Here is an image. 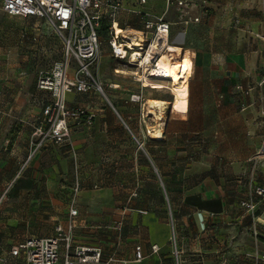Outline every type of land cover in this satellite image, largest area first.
Instances as JSON below:
<instances>
[{
    "label": "crops",
    "instance_id": "1",
    "mask_svg": "<svg viewBox=\"0 0 264 264\" xmlns=\"http://www.w3.org/2000/svg\"><path fill=\"white\" fill-rule=\"evenodd\" d=\"M181 1L191 18H200L181 27L183 52L168 45L175 56L162 54L176 59L184 53L177 71L181 62L190 65L189 87L169 83L172 110L181 115L169 114L163 99H146L141 86L134 93L148 105L130 102L129 95L124 102L115 95L103 102L92 93H72L67 105L93 113L92 125L73 128L70 144L48 145L27 163L33 128L51 96L10 60L23 66L45 56L51 42L61 47L43 20L2 12L7 22L0 28V264H22L9 255L11 248L31 237H52L57 225L66 228L72 207L73 245L100 249L99 264L110 257L115 261L108 264H171L172 237L179 243L199 240L196 264H245L254 256L258 248L250 233L264 237V198L254 197V219L242 204L255 188H264V86H258L260 50L254 47L258 38L264 44V0ZM121 4L139 12L130 13L142 25L136 32L141 35L155 18L162 17L170 30L175 23V2ZM237 85L247 94L236 92ZM131 105L138 107V117L129 114ZM156 131L159 137L152 135ZM225 243L231 260L220 249ZM138 249L143 258L136 262Z\"/></svg>",
    "mask_w": 264,
    "mask_h": 264
},
{
    "label": "built area",
    "instance_id": "2",
    "mask_svg": "<svg viewBox=\"0 0 264 264\" xmlns=\"http://www.w3.org/2000/svg\"><path fill=\"white\" fill-rule=\"evenodd\" d=\"M137 5H145L146 0H134ZM167 4L175 2L179 9L188 6L181 0H166ZM2 12L9 17L36 18L43 20L62 44V56L59 61L53 63L48 72H40L36 78V87L39 90L49 92L51 100L47 102L42 110V121L33 128L30 137V148L26 163L38 152L48 145L61 146L70 144V136L73 128L90 127L95 115L86 113L83 109L73 108L67 105L66 98L72 93H88L93 85L102 92L89 73V69L97 62L100 56L101 41L98 36V28L102 19L109 20L107 44L111 56L118 61H125L129 66L135 67L137 72L132 73L134 81L140 83L141 89L145 88L146 72L147 78L156 79L151 76L154 55L158 48L167 47L170 32V24L162 17L155 18L153 23L145 25V33L142 38L145 41V49L136 47L145 56L150 55L146 62L144 58L134 59L133 48H131L121 34H117L116 26L120 27L116 19L117 10H126L121 0H3ZM138 13L135 10H127ZM182 25L190 22H198V19H190L182 15ZM237 22V21H236ZM121 28V27H120ZM155 44V45H154ZM75 66L72 73L71 67ZM139 72H142L140 76ZM137 76H139L137 78ZM143 81V82H142ZM258 86H264V64L261 66V77ZM235 91L247 94L240 85L235 86ZM141 92V90H140ZM129 101L141 104L143 97L141 93L129 95ZM138 147L142 145L137 143ZM79 189L77 180L73 188L72 205ZM256 198H264V188L254 189L248 201L242 207L252 219L255 218L257 208ZM70 219L66 228L57 225L52 237H31L14 246L9 255L20 259L22 264H99L102 252L98 248H89L73 245V218L77 214L75 208L70 210ZM143 214V213H142ZM153 253L158 252L156 246H152ZM173 256L177 259L178 252L174 250ZM139 249L135 253L136 262L142 260ZM259 264H264V254L258 258ZM1 262L3 260H0ZM115 261L108 258L106 264Z\"/></svg>",
    "mask_w": 264,
    "mask_h": 264
},
{
    "label": "rangeland",
    "instance_id": "3",
    "mask_svg": "<svg viewBox=\"0 0 264 264\" xmlns=\"http://www.w3.org/2000/svg\"><path fill=\"white\" fill-rule=\"evenodd\" d=\"M3 0H0V8H1V4H2ZM183 11H185V16L190 19L191 16L189 15V13H187L186 9H183ZM182 12V9H179L178 6L174 5V9H173V13L176 16V19L174 20L175 23L171 26V30L169 32V38H168V42L167 45H171V46H175V47H179L181 52H183V47L181 44V40L180 38L182 37L183 34V30H182V24L180 23L182 21V15L184 14ZM204 15L207 14V10L204 9L203 10ZM172 16V15H171ZM116 19H118L119 21H121L122 23V30L127 31V33H129L130 36H135V37H142L141 34L136 33L137 31H141L142 30V25L139 23V21L134 18V15H132L130 12H127L125 10H117L116 11ZM104 24H108L109 20L107 18L102 19ZM200 21V18H198V22ZM6 17L4 16V14L2 13L1 9H0V28H4L5 27V23H6ZM232 22L234 23L235 26H238L239 23L236 22V19H232ZM46 26L47 24L44 23ZM11 28H15L16 25L15 24H10ZM52 31V30H51ZM144 33V32H141ZM54 34V33H53ZM54 37L58 40L59 42V46L61 48L59 49H55V45L51 42L50 44H48L46 46V55L45 56H40V57H34L30 60V62L24 63V65L22 66V62L18 61L17 58L14 61L10 60V66L15 64L16 67L22 68L23 70L27 71V73L31 74L34 78H37V75L40 72H48L53 63L56 61H59L61 59L62 56V44L60 42V40L55 36ZM55 39V40H56ZM100 41H101V46H100V56L99 59L97 60V62L93 65V67H91L89 69V73L91 75V77L93 78V80L100 85L102 92H100L99 90L96 89V87L93 85L92 90L89 93H92L93 95L97 96L99 99H101L103 102H106V100H111L110 95H115L116 97H118V101H123L125 100V96L126 95H130V94H134V92L137 91V88L140 86V83H138L137 81L133 80L132 77V73L133 72H137L135 67L129 66L125 61H116V59L114 60V58L111 56L110 51H109V47L107 44V38L104 35V32H102V34L100 35ZM258 41H260V45L259 43H256L254 45L256 50H260L258 52V61H257V72L261 77V65L264 64V44L263 42H261V40L258 38ZM146 46V45H145ZM145 49V47H143ZM133 51H139L136 48H133ZM140 52V51H139ZM142 55H145V50L143 52H140ZM163 53H167L169 55H171L172 57L175 56V54L172 52V50L168 49L166 46L163 49L158 48L157 52L152 55L153 61L152 64L154 65V63H157V61L160 60V58H162V54ZM184 55V53L181 55H178V57L176 59L171 58L170 56H165V59L168 61L169 66H171V69L174 70L175 73H177V67H178V60L181 59V57ZM186 57L185 58H190V60L192 61V65H193V69H192V74L194 72V61L192 58V55H190L188 52L186 53ZM20 60V59H19ZM177 61V62H176ZM18 65V66H17ZM75 70V66L72 65L71 67V73L73 75V72ZM147 73L146 72V84H150V83H156V84H161L164 88L161 90H155L152 88V86H144L146 89V91L144 92V94H148L146 97V99H151L149 101H152V99H163L165 101H163L164 105L163 106H169L170 108V113L172 116H180L181 114L179 112H175L172 110V102H173V95L171 94V88L169 85V82L167 81H158V79H149L147 78ZM140 76L142 75V72H139ZM139 76H137L138 78ZM192 77V76H191ZM158 81V82H157ZM143 82V81H142ZM114 84H118L120 85V89H113V87H109L112 86ZM190 84V77H189V82H188V87ZM112 88V89H110ZM110 90H115V91H110ZM113 92V94L111 93ZM187 102H188V98H187ZM147 100L142 101V103L140 105H145L147 104ZM148 105V104H147ZM146 105V106H147ZM164 110V109H163ZM129 114H131L132 118L138 117L139 111H138V107H132V105L129 107L128 110ZM146 119V118H145ZM141 149V148H139ZM4 191L0 190V196L2 195ZM257 228V227H256ZM257 230V229H256ZM258 231L255 233L252 230V233H250V235H252V238L255 239V244L257 246L258 249H256V252L254 254L253 257H248L247 258V262L245 264H259V260L258 258L260 257V255L264 254V237H260ZM257 234V235H256ZM214 236H216V232L212 233V238L214 239ZM215 240V239H214ZM199 244V240L196 239L194 240L193 238H187L185 239L182 243H179V241L176 239H174L172 237V239L169 242V248H170V252L174 251L176 249V251H178V258L176 259L172 254H170V262L171 264H196L197 258H198V253H196L193 248L197 247ZM230 246L227 245L226 243L223 245V247H220V249H222L223 253L225 254L224 256H226L225 258L228 259H233V256L231 255V253L227 254V252L230 250ZM220 251V250H219ZM214 244H212V248L208 249V254H210L211 257L214 256ZM227 254V255H226Z\"/></svg>",
    "mask_w": 264,
    "mask_h": 264
},
{
    "label": "bare ground",
    "instance_id": "4",
    "mask_svg": "<svg viewBox=\"0 0 264 264\" xmlns=\"http://www.w3.org/2000/svg\"><path fill=\"white\" fill-rule=\"evenodd\" d=\"M116 32L117 34H121L123 36L126 43L131 48L145 47L146 45L142 37L130 36L129 33H127V31L122 30L118 26H116ZM167 48L169 49L168 45ZM133 53H134L133 55L134 59L144 58V55H142L139 51H133ZM150 57H151L150 55H148L147 57L145 56L144 59L146 60V62L150 60ZM151 76L153 78L158 79L159 81H167L171 83L172 86H175L177 88H183L187 85L189 80L190 65L188 62L185 61L181 62V65L177 73H175L174 70H172L171 67L169 66L168 61L165 59V56H162V58H160V60L157 61L156 66L152 67ZM152 135L157 137L160 136L158 131L152 133Z\"/></svg>",
    "mask_w": 264,
    "mask_h": 264
},
{
    "label": "trees",
    "instance_id": "5",
    "mask_svg": "<svg viewBox=\"0 0 264 264\" xmlns=\"http://www.w3.org/2000/svg\"><path fill=\"white\" fill-rule=\"evenodd\" d=\"M108 27H109V23L108 24H104L103 21L101 20L100 26H99V28L97 30L99 38H100V35L102 34V32H104V35L108 39ZM255 216H256V212H255Z\"/></svg>",
    "mask_w": 264,
    "mask_h": 264
}]
</instances>
